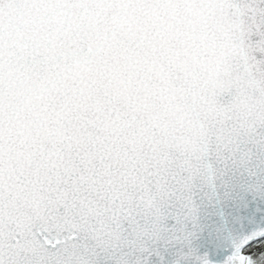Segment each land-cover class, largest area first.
Masks as SVG:
<instances>
[{
  "label": "snow or ice",
  "instance_id": "6c2138e0",
  "mask_svg": "<svg viewBox=\"0 0 264 264\" xmlns=\"http://www.w3.org/2000/svg\"><path fill=\"white\" fill-rule=\"evenodd\" d=\"M0 264H264V0H0Z\"/></svg>",
  "mask_w": 264,
  "mask_h": 264
}]
</instances>
